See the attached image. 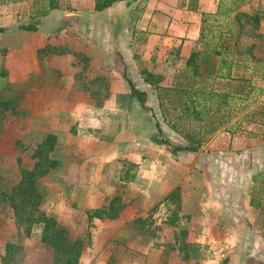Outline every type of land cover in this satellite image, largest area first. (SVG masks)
Wrapping results in <instances>:
<instances>
[{
    "label": "rangeland",
    "instance_id": "1",
    "mask_svg": "<svg viewBox=\"0 0 264 264\" xmlns=\"http://www.w3.org/2000/svg\"><path fill=\"white\" fill-rule=\"evenodd\" d=\"M76 1L14 0L0 9V264H69L64 240L81 243L77 264H264L241 262L238 252H252L238 235L250 224L229 208L241 191L245 203L250 195L264 205V0H209L213 12L178 0L200 17L195 38L140 30L141 1L125 25L129 53L94 48L84 18L94 1H84L83 18ZM46 9L60 11V23L44 24ZM246 15H258L257 28ZM36 24L46 36L25 33ZM227 31V59L239 58L232 75L252 88L230 104L234 133L218 132L198 152H173L160 141L184 142L162 122L154 85L188 87V57L212 50ZM124 54L133 60L129 73ZM220 83L214 89L225 90ZM101 208L109 216L88 221ZM43 217L55 223L47 238Z\"/></svg>",
    "mask_w": 264,
    "mask_h": 264
},
{
    "label": "trees",
    "instance_id": "2",
    "mask_svg": "<svg viewBox=\"0 0 264 264\" xmlns=\"http://www.w3.org/2000/svg\"><path fill=\"white\" fill-rule=\"evenodd\" d=\"M5 0H0L3 2ZM94 1V11L101 12L113 4L128 0H93ZM49 9V8H48ZM46 11H42L43 14ZM233 12V11H232ZM217 16H223L222 13L217 12ZM240 15L235 13L234 18L238 21ZM247 17L253 28H257L259 23L258 15L255 16H244ZM235 20V21H236ZM239 23V22H238ZM33 26L26 27L24 29L31 30ZM2 29H0V32ZM229 31L220 33L215 46L212 50L193 52L186 61V74L191 76L190 85L188 87H159L154 85L156 90V97L158 102V108L160 113V118L166 127L184 142L183 145L171 146L167 140L160 141L159 144H163L170 147L173 152H198L206 143H208L215 134L220 131L233 134L234 130H231L229 122L232 119V114L230 111V104L232 101L236 100L242 94H249V91H245L247 86H250L251 82L249 80L236 79L232 75V68L239 66L237 60L229 61L227 55L233 54V51L228 49V41L231 40ZM248 57L253 59L251 53V48L247 49ZM211 67H210V66ZM202 66L204 68H202ZM247 65L243 63V67ZM152 76V75H151ZM144 81L150 85H153L151 81L147 78ZM220 81H225V90L214 89L213 85H220ZM243 82L244 84L233 86L232 82ZM247 84V85H245ZM224 86V85H223ZM228 87V88H227ZM135 96L142 97L143 93H137L135 89L131 86V89ZM245 92V93H244ZM138 95H137V94ZM247 96H245L246 98ZM216 102L213 103V100ZM140 101H143L140 99ZM227 108L225 112L224 109ZM264 107H260L259 116H263L261 112ZM253 115V113L249 114ZM248 116V115H246ZM253 123L255 120H253ZM264 124V122L260 123ZM155 126L158 131H160L159 122L156 121ZM229 126V127H228ZM48 162V166H54L55 162ZM40 171V174H45L47 169ZM25 173V172H24ZM26 177L24 180L26 184L33 183L34 173L26 172ZM24 191L30 192L32 195L35 194L34 190L30 188L29 190L24 189ZM253 201L250 205L253 206ZM111 209V208H110ZM110 209H96L92 213L87 214L88 221L91 218L101 219L106 218L110 214ZM116 215V213L114 214ZM45 222L44 233L47 238V230L53 228L55 223L51 219L42 218ZM59 232L54 233V237L58 236ZM66 244V249L73 252L71 256L68 257L69 264H77V260L80 256L81 243L78 241L70 242L64 240ZM187 259V257H185Z\"/></svg>",
    "mask_w": 264,
    "mask_h": 264
},
{
    "label": "crops",
    "instance_id": "3",
    "mask_svg": "<svg viewBox=\"0 0 264 264\" xmlns=\"http://www.w3.org/2000/svg\"><path fill=\"white\" fill-rule=\"evenodd\" d=\"M10 1V0H8ZM14 0L11 2L0 3V9L8 4L12 5ZM84 1L88 0H79L78 10L80 12V17L83 18V11H87L83 9ZM146 3L144 10L142 11V17L138 22V28L140 30H147L152 32V36L158 35L154 33H163L164 31L170 33L171 35L177 36H189L191 38H195L198 35L199 31V20L200 17H197L198 14L191 13L190 10H187L186 7L181 8L178 0H133V1H122L113 4L111 7L101 11L95 12L94 11V3L93 8H88L89 13L84 18H91L92 25H91V41H93V47L101 50L102 52H113L119 51L122 53H129L131 50V40L129 36V29L125 28L127 22H130L133 19L131 14L132 10H134L137 6L141 5L142 3ZM182 2H185L182 0ZM196 10L202 12H213L214 3L210 2L209 0H196L194 3ZM77 9V8H76ZM182 9V10H181ZM55 12L44 16H41L42 20L45 22L50 21L54 18V23H60L61 19V12L58 10H54ZM75 11V12H77ZM91 11V13H90ZM1 13V12H0ZM10 15V22L12 24V20L16 21V13L13 16V12H9ZM1 16V15H0ZM2 17V16H1ZM0 17V25H2V19ZM130 19V20H129ZM35 20V21H34ZM37 19H33L32 23L35 25ZM31 21V22H32ZM149 24V25H148ZM14 26V24H12ZM16 25V23H15ZM42 27V25H41ZM18 30L17 28H13L11 26L10 31L15 32ZM40 32L43 36H46L45 29L36 26L31 30L25 32L27 35L36 34ZM30 50H34V44L31 42L27 44ZM27 47V46H26ZM124 62L127 67V72L131 71L133 60H128V56L125 54ZM154 72V71H153ZM142 81V79H141ZM146 83L143 81V84ZM148 86V85H145ZM146 88V87H145ZM146 90V89H145ZM259 166V162H256L254 166ZM247 187V186H246ZM242 191L239 193V196L242 197ZM250 194V192H247ZM236 199L235 207H229L231 212H234V216H241L238 221L243 219L248 220L249 225L240 227V233L238 235V243L239 245H248L250 252L252 254H244V253H237L241 262L244 263L245 260L251 259L252 261L259 260L260 262L264 261V214L262 216H257V209L259 207H264V205L259 206L257 205H250L251 197L247 195V203L244 202L245 199L241 198ZM245 198V197H244ZM243 199V200H242ZM240 205H245L246 207H240ZM244 203V204H243ZM223 208L226 207H219V211L223 212ZM242 225V224H241ZM207 237V236H205ZM205 237L202 236V242H206ZM209 242V241H207ZM217 264V263H214Z\"/></svg>",
    "mask_w": 264,
    "mask_h": 264
}]
</instances>
